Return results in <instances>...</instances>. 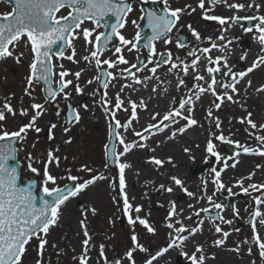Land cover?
Segmentation results:
<instances>
[{
    "label": "rangeland",
    "instance_id": "obj_1",
    "mask_svg": "<svg viewBox=\"0 0 264 264\" xmlns=\"http://www.w3.org/2000/svg\"><path fill=\"white\" fill-rule=\"evenodd\" d=\"M131 2L133 11L128 14L126 18V24L123 29L119 31L121 34L128 40L134 41V37L138 31V28L142 25V11L140 8V2L142 0H129ZM227 0V4H228ZM151 0H146V5L151 10L159 11L155 5H152ZM171 8H182L185 11L181 14L180 20L173 28V30L168 34L164 39H168L170 42L165 44L163 39H158L153 42L156 48L157 54H161L164 51H167L172 54L170 62L168 64L161 63V66L157 69L156 74H166L169 72V67L171 62H176V58L179 57L180 60L185 61V63L190 64L192 57L188 56V52L197 48H205L210 46V42L205 39L206 37H211L212 41H216V31L220 26L215 21L205 20L203 18V12L198 7V0H168ZM160 4L163 5L162 0ZM225 3H217L212 8L210 15L220 14V10L227 8ZM241 4H244L245 7L241 12L233 13L235 16L239 17H256L264 16V0H242ZM248 4L259 5V8L253 6L251 8L247 7ZM186 6H191L186 8ZM206 0V7H207ZM191 8L196 10L193 12ZM10 5L0 1V15L3 13L11 11ZM237 10V9H233ZM68 9H62L58 15H66ZM132 21H136L134 25ZM236 27H240L243 31V28L246 27L244 24H238L236 21H231ZM191 25L192 28L196 29L201 34V40L197 41L194 37L191 36L188 26ZM83 28L95 29L93 34V39L96 33H100L103 29L99 26H95L92 21H85ZM252 32H244L242 35L237 34L238 39H246V41H251V47L255 44H259L254 36L258 35L255 32V25L252 26ZM186 34L185 44L183 47H179L178 40L175 37L177 33L184 32ZM147 33L144 31L143 34ZM141 34V37L143 36ZM26 39V37H25ZM119 40L115 38L114 44L109 46L101 54V59H115L114 55L115 46L119 45ZM76 56L73 61H69L66 58H57L53 56L52 63L54 65L53 80H58V73L61 71L60 65H63V68L69 71V75L66 77L68 80L73 81V85L79 83L83 89L82 94H76L73 86H69L66 91L69 93L68 97L65 98L63 94H58L56 101L54 103H45L44 96L42 94V86L40 83H33L31 91V96L25 94L24 89L28 86L26 77L29 75L28 65L31 63L32 56L30 54V48L26 47L23 43L19 44L16 49H13L14 56L0 59V106H2L5 98H11L10 103L12 107L17 111L15 117L10 114L7 115L6 120L3 122L4 128L8 131L17 130L22 123H26L30 119V115L27 117H22L19 115L20 108H28L31 114L30 105L32 103L44 104L46 112L37 120L36 126L41 129L39 133L34 130H29L26 138L23 141L16 143L17 149V160L20 164V179L35 177L38 180L39 187H44L43 181V162L47 160V152L51 149L55 156L59 157V166L55 162H52L49 165L50 173L57 178L56 183H48V188H60L66 184H72V181L67 179V176L74 175L79 177L77 182H83L86 179H90L93 175L103 176L105 179H97L93 184L89 185L85 190L79 192L76 196L70 197L62 206V212L67 217H69V222L63 224H58L50 227L49 232L46 237L47 244L45 245L43 255L38 256V244L39 241L36 238L30 240L28 245H26V253L23 256V264H36V261L41 260L42 264H79V257L84 253L83 240L85 239L84 230L80 226V221L85 220V228L87 229L90 237V244L87 250L88 261L87 264H111L114 260H119L121 264H130L126 258V253L128 251L133 252V259L135 264H145V261L151 256L154 255L159 249L167 247L170 242V233L172 229L165 227L164 225V216L168 215L167 208L162 204H155V198L153 195L156 194L151 192L149 193V185L144 184V186L138 185L133 193H130L127 190V195L130 202L135 206H141L142 211L138 214L141 218L147 219L148 223L155 229L153 233L147 232V230L140 225L138 222L135 225H129L128 216L122 211L123 200L121 197H118L116 192V183L119 188V177H118V168L115 167H105L107 164L105 160V145L108 141L110 119L112 118L111 112H106L104 106L100 103L101 97L107 92V97L112 101L114 98L115 92H111L113 89H118L123 87L122 85H127L134 83L131 76L125 74L124 76H118L117 79L111 80L109 78V86L103 91L98 90L97 80L94 79L98 75V68L95 63L88 64L85 62L82 57L83 50H80L81 46H85V53L88 55L89 46L85 43L82 38H78L73 41ZM260 45V44H259ZM129 46H125L122 49V53L125 59L128 61L127 65H120L117 69H108V71H113L114 75L119 73L122 68H130V65L136 64L138 57L142 56L145 59V65L147 68L142 67L141 71H135L136 77L140 78L141 76L150 75L152 72L150 69L155 66V63L158 62V58H154L153 63L148 62V52L145 48L133 49L128 51ZM250 47V48H251ZM239 52V49L237 50ZM20 52H24L25 55L21 58V62H16V56ZM72 54V49L67 48L64 52V56ZM200 55V53H197ZM253 52V56H254ZM258 55L264 56V51L260 50ZM79 56V57H78ZM81 57V58H80ZM205 67L215 65H208L207 61H204ZM78 66H81L83 71L79 80H76V77L72 75L77 71ZM104 68L107 65H100ZM244 63L240 59L237 60L232 66L234 72L243 71ZM170 74L173 73L176 76L180 77L179 74L183 75L182 70L173 69ZM205 75L208 76V73L205 70ZM216 76V74H214ZM216 79L221 82H231V77H224L220 75L216 76ZM91 80L92 83L89 84L88 81ZM187 83V81H185ZM206 87V85H205ZM188 89H192V92L196 90L193 86H189L186 90L178 93L173 97V103L162 109L163 114L169 111L171 107L177 106V101L181 98H187L189 95ZM216 91L222 93L224 89L217 86ZM229 94L233 95V106H226V115L231 118L233 123V128L229 131V136L226 138L228 140L239 142L240 145H245L251 149L259 148L262 145L255 139L256 135L264 136V129L260 128L258 125L259 119H257L256 129H252L247 123H240V119L247 117L249 110L248 107L243 103L235 102L236 99H241L243 96L239 93H231L229 89ZM18 94H17V93ZM111 92V93H110ZM34 97V99H33ZM65 99H68L72 104L73 108L77 110L80 115L79 122L72 123L67 132L64 131V117L63 112L65 110ZM215 97L211 95V92H206L205 99L203 101V106L196 114L193 116L197 121V126L202 130L203 142H207L208 134L212 132L211 125L208 124L206 114L209 109L213 110V102ZM225 103L228 101L225 100ZM237 102L239 105H237ZM241 102V101H240ZM81 105H87V109L81 107ZM16 106V108L14 107ZM111 111H116L113 103L108 105ZM57 111L60 112V115L57 116ZM130 109L127 107V111L121 109L116 111L115 120H119L121 124H124L128 121ZM113 119V118H112ZM114 120V122H115ZM150 120V119H149ZM153 123L152 120L148 121ZM186 124L184 120H180ZM56 124V129L53 130L54 139L49 140V128L51 124ZM167 123V122H166ZM261 124V121L259 122ZM225 122H221V126H224ZM121 128H117L119 131ZM154 130V129H151ZM249 133H252L250 135ZM120 136V135H119ZM121 137V136H120ZM71 138V143H66L65 141ZM135 139V135L132 134L130 139H127L126 143ZM216 145V151L220 154L221 157L238 159L242 158L246 162V167L252 169L251 173H255L257 170V165L264 158V156L257 154H244L240 148L236 146L235 143L231 145L234 146L233 152H228L223 144L227 142L214 141ZM115 151L121 152L123 145L119 143V138L116 136L115 141ZM58 149V150H57ZM31 153L35 158L33 161V166L40 170L38 174H34L27 169V156ZM239 153V155H236ZM205 156H199L194 159L193 163L190 165L188 172L192 177H205L211 178L212 168L209 164V155L204 152ZM251 157L252 159H250ZM82 166H87L91 168L92 172L80 171ZM204 166L203 171L200 168ZM200 170V173H198ZM198 171V172H197ZM225 189L221 192H216V195L213 196V201L224 205L223 210L214 209L213 206H208L209 213L218 212L219 215L223 216L225 220H231V224H225L219 220L218 223L213 221L214 217L210 216L208 218L204 217L205 212L200 211V215H194L188 224L191 227L203 226L206 228L205 240L207 252L204 251V255L207 258H212L215 261V264H262V260L259 256V250L255 245L254 240L252 239V228L251 224L254 222L253 219L251 224L245 225L244 223L252 217V214L257 210L255 198L257 196H263L264 191L256 192L252 189H249L248 193L241 191L239 185L238 187H233L228 182H223ZM244 187H248L249 184H264V170L263 174L257 175L254 177V174L251 176L247 182L242 183ZM93 186V187H92ZM167 185H165L166 187ZM231 187L235 195L229 196L227 188ZM158 193V192H157ZM230 197L234 198L232 205H230ZM79 204H83L85 209L83 212L78 210ZM253 204V207H251ZM235 206L238 215L233 213L232 206ZM248 208H252L250 211H246ZM93 209L95 214H93ZM202 209H205L203 207ZM256 209V210H255ZM135 216V213H132ZM71 220L78 224L80 231V242L76 247L72 248L64 240V228L69 226ZM184 223V221H182ZM257 228H259V223L255 221ZM219 225L223 231L229 232V236L226 238L225 243L217 247L214 244V241L217 239H223L221 233H216L215 225ZM239 229V231H236ZM67 239H69L70 233H65ZM135 234L137 237V243L148 249L147 252H142L135 247L132 242V235ZM59 241H62V245L58 247ZM104 246V257L100 256V246ZM239 247V252L233 251ZM64 248L69 250V256L65 258L64 262H55V258L59 255H63ZM249 248L252 249L249 253ZM212 253H216V256H212ZM199 255V254H198ZM76 258V259H74ZM116 258V259H114ZM115 261V264H116ZM171 264H190L187 260H184L183 257L173 259Z\"/></svg>",
    "mask_w": 264,
    "mask_h": 264
},
{
    "label": "snow or ice",
    "instance_id": "obj_2",
    "mask_svg": "<svg viewBox=\"0 0 264 264\" xmlns=\"http://www.w3.org/2000/svg\"><path fill=\"white\" fill-rule=\"evenodd\" d=\"M146 2V0H143ZM163 8L157 12L155 10L143 12L142 10V18L146 16L147 18V27L151 29L152 35L146 37L147 43L145 47L149 49L148 51V62L153 63L154 58H158V62L155 63V66L150 69L153 75L156 73L157 69L161 66V63L168 64L170 62L171 53L167 54V58L163 56V54H157L155 45L152 44V41L163 39L165 44H168L170 41L168 39H164L168 36V34L173 30L178 21L180 20L181 14L185 11L182 8H171L168 0H162ZM217 3H225L227 4V0H198V7L203 12V18L209 21H215L222 27L226 24H229V20L235 22L240 19L245 20H256L258 23L255 24V32L258 35L254 36V39L261 45V50L264 51V16H256V17H239L233 15L232 17H221L217 15H210L209 13L212 11V8ZM14 7L11 11L3 13L0 15V19L3 20L0 23V59L13 57L14 51L19 44L23 43L26 47L30 48V54L32 56L31 63L28 65L29 75L26 77L27 79V87L24 89L26 95L31 96L30 89L33 86L34 82L42 81L44 85H46V95H45V103H54L56 101L58 94H63L65 98L68 97L69 93L66 89L69 86L74 87V91L76 94H82L83 89L81 88L79 83L73 85L72 80L66 79V77L70 74L68 70L63 68V65H60L61 71H59L58 80H53V76L56 75L54 73V65L52 63V56L55 54L57 58H66L69 61L76 62L74 57L76 56V50L73 44L78 38H82L85 43L89 46L88 55H84L82 59L88 64L95 63V65H107L108 69H117L120 65H127L128 61L125 59L122 49L125 46L128 47V51H132L133 49H137V42L141 40L140 32H137L134 41H130L126 39L121 32L120 29H123L126 24V18L129 13L133 11L131 3L128 0H14ZM229 8L232 9H243L245 7L244 4L241 3H231L227 4ZM257 7L259 5L248 4L247 7ZM191 6H186V8H190ZM67 8L66 15H58L62 9ZM195 8H191V11H195ZM114 16L116 22L114 24L108 25L110 31L108 32H100L96 33L93 39V34L95 29L83 28V24L85 21H92L94 23H99L101 19L105 16ZM135 25L136 21H132ZM191 36L195 38V40H201V34L196 31V29L192 28L191 25L188 26ZM226 31V29H223ZM243 31L248 33L252 32V27H245ZM26 37V39H25ZM117 38L119 40V45L115 46L114 55L115 59H101V54L103 53L106 46L113 41V38ZM210 42V47L205 48H197L190 50L188 52V56L192 57L191 63H185L176 58V62H171L169 67V72L173 69L182 70L185 75H188L189 70L191 69L193 72H197V66L200 61L206 60L208 65H215V67L208 66L206 67V72L210 79L206 80L205 76L196 74L194 79L195 81H205L206 87L202 86L198 83L193 84V88L196 90L192 92V89H188L189 92H192V95L187 98H181L178 102V106L171 107L168 112H166L162 117H160L159 113H156L152 116L154 121H158L157 123H150L147 125L145 129H143V133H148L151 129H157L160 132H163L164 129L169 128L170 124H177L180 120H184L187 123L184 126L176 129L175 132L172 133L174 137L176 133H184L188 128L195 126L198 124V121L193 118V107L191 106L193 103V97L195 99H200V96L206 92H211V95L215 97V101L213 102V107L216 109L221 108L223 102L233 101V95L229 94V89L231 93H237V84L246 77L249 73H251L254 69H256L261 64H264V56H259L250 67L246 70L234 72L232 67L229 66L227 58L225 56H216L213 58L210 53L213 50L219 49L220 52H224V49L227 45H221L217 42L212 41L211 37H206ZM218 41H223L224 35L223 32L220 36L216 38ZM57 42H61L59 45ZM230 44L231 41H228ZM57 45L59 51L53 53V46ZM179 47H183V44H179ZM72 49V54L67 57L64 56V48ZM197 53H200L198 55ZM25 55L24 52H20L18 56H16V62L20 63L21 58ZM246 59V54L240 56V60L243 61ZM132 69H136V71H141L137 65H130ZM147 68V65H145ZM81 71H77L72 73L76 77L78 81L81 76ZM222 73L224 77H231V82H221L216 79L214 74ZM127 74L131 76L134 83H142V81L136 77L134 72H131L129 68L120 69L119 73L114 75L113 71L104 70L100 72L94 79L97 81L101 80V77L110 78L111 80L117 79L118 76H124ZM239 78V79H238ZM145 79H149L145 77ZM89 84L92 83L91 80L88 81ZM249 86L251 85V81L248 82ZM182 85H185V81L183 79H178V83L176 85L177 88H180ZM105 89L108 88L109 83L108 80L103 81L102 85ZM220 87L224 89L222 93H218L216 88ZM124 87H130V85H125ZM153 91H156L153 88ZM258 92L264 91V86L257 89ZM121 92H123V87L121 88ZM9 98H5L2 106H0V264H23V256L26 253V245L30 242L31 239L36 238L39 241L38 244V256L43 255V251L45 245L47 244V240L44 238L47 236L50 227L56 225L60 217V209L61 205H63L69 197L76 196L79 192L85 190L89 185L93 184L97 179H105L103 176L93 175L90 179H86L83 182H77L79 177L74 175H68L67 179L73 182V186H65L64 189L60 188H48L47 184L50 182L52 184L56 183L57 178L50 173L49 165L52 162H55L57 166H59L60 158L55 156L51 149L47 152V160L43 162V181L44 187L42 188L43 193L50 197L51 199H45L43 196L39 198V203H37L36 196L32 193L30 186L21 187L18 184V161H17V149L15 147V143L23 141L29 130H34L39 133L41 129L36 126L37 120L46 112V108L44 104L40 103H32L30 105L31 114L28 108H20L19 115L22 117H27L30 115V119L26 123H22L21 126L15 131H8L4 128L3 122L6 120L7 115H11L15 117L17 115V111L12 107ZM34 99V97H33ZM100 103L104 106V110L106 112H111V116L113 120H115L116 111L125 108V101L121 98L120 92H118L115 96L114 108L116 111H111L108 105L112 103V101L107 97V92L103 94L101 97ZM131 105V117L128 122L121 124L119 120H115L116 128H123L127 131L131 122L137 119V107L138 105L129 100L127 102ZM81 107L87 109V105H81ZM139 107H146L141 101ZM185 112L187 114H185ZM57 116L60 115V112L57 111ZM71 114H74V119L76 122H79L80 115L76 109H71ZM252 113L249 112L247 117L241 118L240 123H247L250 125L252 129H256L257 125L251 120ZM208 117H212V110L209 109L207 112ZM167 122V123H166ZM56 124H51L49 128L48 139H54L53 130L56 129ZM110 129L112 126H109ZM221 123L219 118H215V128L220 129ZM264 129V124L259 126ZM65 132L68 131L67 128L64 129ZM252 135V133H249ZM112 132L110 131V136ZM134 135L139 137L141 140L147 139V136L142 134V132H134ZM116 136L119 138V143L123 145V151L117 153L113 148L111 155L113 157V162L116 164L118 168V177H119V195L123 200V208L122 211L126 216H128L129 225H135L137 222L142 225L147 232L153 233L155 229L148 223L147 219L141 218L138 214L142 211L141 206L133 205L127 195L126 188V176L125 170L130 167V165L126 162H121V157L129 153L133 148H145L146 145L143 143H126L123 137L119 136V133H116ZM255 139L260 142L262 145L259 148L251 149L245 145H240L239 142H234L226 139V137L221 133L220 135H215L210 132L209 138L206 143L205 151L211 155L216 157V159L224 161V168L229 167L228 159L225 157H221L219 153L216 151V145L213 143V140L227 142L229 144L235 143L238 148L242 150L244 154H257L264 156V136L256 135ZM66 143H71V138L65 141ZM58 150V149H57ZM185 152H188L189 149L185 148ZM108 155V152L105 153ZM239 155V153H236ZM34 157L31 153L28 154L27 160V169L34 173L38 174L40 172L39 169L33 166ZM169 158V162H170ZM12 161L13 163H9ZM150 162L156 165H162L164 163L163 160L157 159L155 157H150ZM235 167V164L231 165ZM107 167V164H105ZM260 165H257L259 168ZM221 168L217 171L215 168L212 169L215 174L214 183L216 185V190L213 192L212 196H207L206 192L204 196H206L207 200L212 204L214 209L223 210L224 205L215 203L213 201V196L216 195V192H219L225 189V185L220 181L221 172L224 170ZM80 171L92 172L91 168L87 166H82ZM254 174V173H253ZM250 174L248 179H251ZM171 181L179 186L181 190L189 197H194L195 194L188 191L187 188L184 187L183 182L176 176H172ZM33 183H35L33 181ZM236 184L240 186L241 191L244 193H248L249 189H252L256 192L264 191V184H249L248 187H244L241 181H236ZM160 188L164 191L171 193L173 189L171 187L165 188L164 185H160ZM227 192L229 196L235 195L232 188H227ZM201 198H204L203 196ZM257 205H264V196H257L255 198ZM189 208H192L193 205H188ZM233 213L238 215V212L235 206H232ZM182 211V210H181ZM200 211L207 212L208 209H201ZM200 211L194 212V215L199 216ZM132 213L136 215L133 216ZM93 214H95V210L93 209ZM177 216L176 205L174 202H170V208L168 211V215L166 217L167 224L166 226L169 229H172L175 235L170 233L171 240L168 243L167 247L159 249L154 255H151L146 261L145 264H153L157 258L164 255L169 249L173 247L180 248V255L184 256L190 264H205L206 257L204 255L203 246L197 244L195 246V251L189 255L187 252L183 251V244L186 242L190 236L195 235L198 231H200V227H193L191 229L187 228L183 223L179 220H176ZM191 219V216L188 217ZM215 219L222 221L225 224H231V220H225L223 216L217 213ZM253 223L251 224L252 228V239L255 242L259 250V256L261 259H264V238H262L258 231L257 225L255 221L258 219V223L260 226H264V212H261L259 208L252 214ZM86 221L81 220L80 226L84 230L85 239L83 240L84 253L78 258L79 264H87L88 256L87 250L90 244V237L87 229L85 228ZM179 224V227L175 225ZM216 233H221L223 239H217L214 241L215 246L220 247L225 243L226 238L229 236V232L223 231V229L217 224L215 225ZM239 231V229H236ZM188 233V235H183V233ZM133 244L137 249L142 252H147L148 249L143 247L142 245L137 243V237L135 234L131 237ZM104 246H100V256L104 257ZM233 251L239 252V247L232 249ZM249 253H251L252 249L249 248ZM199 254V255H198ZM126 258L130 262V264H135L133 259V252L128 251L126 253ZM76 259V258H74ZM36 264H42L41 260H37ZM107 264V262H106ZM116 264H121L119 260L116 261Z\"/></svg>",
    "mask_w": 264,
    "mask_h": 264
},
{
    "label": "bare ground",
    "instance_id": "obj_3",
    "mask_svg": "<svg viewBox=\"0 0 264 264\" xmlns=\"http://www.w3.org/2000/svg\"><path fill=\"white\" fill-rule=\"evenodd\" d=\"M242 0H229L228 4L231 3H241ZM240 10H233L232 8H225L224 10H220V14L218 16L221 17H232L235 12H241ZM229 27L228 24L224 25L223 27L220 25L215 33L218 37L222 34L224 35L223 41H216L221 45H227L224 49V52H220L219 49L213 50L210 55L215 58L216 56H225L227 58L229 66H233L237 60L240 59L241 55L246 54V59L243 60L244 67L243 70H246L248 67L251 66L253 61L257 59L260 55L258 52L261 50V45L255 44L251 47V41H246V39H238L236 36L237 34L242 35L244 32L240 29V27H236L231 20H229ZM223 29H226L224 31ZM216 37V38H217ZM228 41H231L229 44ZM210 47V46H209ZM251 47V48H250ZM239 49V52L237 51ZM80 50H83V55L85 53V46L82 45ZM253 52L255 53L253 56ZM79 57V56H78ZM81 58V57H80ZM205 60H201L197 66V72H193L191 69L189 70L188 75H180V77L176 76L173 73L167 72L166 74H154L151 73L150 75L141 76L139 79L142 83H130V87L123 86V92H121V88L115 90L113 89L111 92H115L114 98L112 103L114 105L115 96L118 92L121 94V98L125 101V108L129 107V118L131 117V105L127 102L129 100L135 102L137 107V119L131 122L130 128L125 131V129L121 128L116 133H119L121 137L125 139H130L131 135L134 132H142V134L147 136V139L141 140L139 137L135 136V139L130 141L136 143H143L146 145L145 148H133L129 153L121 157V162H126L130 165L129 168L125 170L126 182H127V190L130 193H133L134 190L137 188L138 185L144 186V184L149 185V193H155L153 196L156 197L154 203L164 205L167 210L169 211L170 202H174L176 205V212L177 216L175 217L176 220H179L181 223L184 221V225L191 229L188 222L189 216L191 218L194 216V212L200 211L203 207L211 206L212 204L207 200L204 193L206 192L207 196H212L213 192L216 190V185L214 183L215 174L212 171L211 178L205 179V177H192L189 175L188 169L190 165L193 163L194 159L199 156H205L206 143L203 142L202 130L197 126H192L188 128L184 133H176L173 137L172 133L176 131L177 128L184 126V123L178 122L177 124H170L169 128L164 129L163 132L158 131L157 129L150 130L148 133H143V129H145L148 125V121L152 120L153 123H157L158 121H154L152 116L156 113L160 114L162 117L164 114L162 109L164 107H168L173 103V97H175L178 93L182 92V90H186L189 86H193V84H200L205 86V81H195L194 77L198 73L200 75L205 76L206 80L210 79L209 76L205 75ZM81 66H78L77 69L81 70ZM157 72V71H156ZM222 73H216V76L219 77ZM148 77L149 79H145ZM178 79H183L187 81L185 85H182L180 88H177L176 85L178 83ZM239 79V78H238ZM251 81V85L249 86L248 82ZM264 86V64H261L256 69H254L251 73H249L246 77H244L240 82L237 84V89L239 95L243 96L241 99H236L239 103H243L245 106L248 107L249 112L252 113L251 120L256 122L257 119L258 125L264 124V91L258 92L257 89ZM153 88L156 91H153ZM110 92V93H111ZM17 93V92H16ZM19 93V92H18ZM17 93V94H18ZM192 95V92L189 93L188 96ZM206 93L200 96V99H195L193 97V116L196 114L197 111L201 109L203 106V101L205 99ZM141 101H143L146 107H139ZM241 101V102H240ZM177 101V106H178ZM237 102V105H239ZM226 106H233L232 101H228L227 103L223 102L221 108L213 109L212 117H208L206 114V118L208 124L211 125L212 132L215 135H220L221 133L227 138L229 136V131L233 128V123L230 117H227L226 113ZM16 108V106H14ZM195 113V114H194ZM185 114H187L185 112ZM219 118L220 123L225 122L224 126H221L220 129L215 128V118ZM194 118V117H193ZM150 119V120H149ZM127 121V122H128ZM209 138V134L207 133ZM217 141V140H213ZM189 149L188 152H185L184 149ZM123 151V149H122ZM121 151V152H122ZM119 153V152H117ZM209 155V154H208ZM150 157H155L157 159L163 160L164 163L162 165H156L150 162ZM169 158L170 162H169ZM252 159L251 157H249ZM209 164L210 167L213 169L215 168L219 171L221 168H224V161L217 160L216 157L209 155ZM229 167L224 168L220 175V181L228 182L233 187H238L236 181H241L242 183L247 182L249 179V175L252 174L250 168L246 167V162L242 158L238 159H228ZM235 164V167L231 165ZM260 167L255 170L254 177L256 178L257 175L263 174L264 170V158L259 162ZM176 176L182 180L183 185L188 191L195 194L194 197L187 196L179 186L175 185L171 181V177ZM160 185H167V187H171L173 191L171 193L164 191L160 188ZM93 187V186H92ZM222 191V190H221ZM219 191V192H221ZM153 192V193H152ZM158 192V193H157ZM204 198H201V197ZM264 196V195H263ZM193 205L192 208H189L188 205ZM259 210L264 212V205H258ZM62 206L60 212H62ZM182 210V211H181ZM256 210V209H255ZM166 217L164 216V225L165 227L167 222ZM69 222V217L64 213L60 214L58 224H63ZM258 222V219H257ZM69 226L64 228V240L68 243L72 248L76 247V245L80 242V231L78 224L74 223L72 220ZM179 227V224L175 225ZM173 231V230H172ZM259 235L264 238V226H260L257 228ZM206 228L203 226V223L200 226V231H198L195 235L189 237V239L184 242L183 244V251L187 252L191 255L195 251V246L197 244L203 246V250L207 252L205 249L206 244L205 240L207 239L206 236ZM65 233H70L69 239L65 236ZM175 235L174 232H172ZM183 235H188V233H183ZM171 240V237H170ZM63 243L59 241L58 247L61 246ZM181 249L173 247L169 249L164 255L157 258L153 264H171L173 259H177L183 257L184 260L187 259L180 255ZM212 256H216V253H212ZM69 256V250L64 248L63 255H59V257L55 258V262H64L65 258ZM205 264H215L214 259L207 258L205 260Z\"/></svg>",
    "mask_w": 264,
    "mask_h": 264
},
{
    "label": "water",
    "instance_id": "obj_4",
    "mask_svg": "<svg viewBox=\"0 0 264 264\" xmlns=\"http://www.w3.org/2000/svg\"><path fill=\"white\" fill-rule=\"evenodd\" d=\"M0 1H1V0H0ZM3 1H5V2L11 4L13 7L15 6V5H14V0H3ZM128 2H129V1H128ZM129 3H130V2H129ZM142 10H143V12H147V11H149L144 3H142ZM2 22H3V20L0 19V23H2ZM115 22H116L115 17H114V16H111V15H108V16H105L103 19H101V20L99 21L98 24H97V23H96V24L99 25V26H102V27L104 28V32H108V31H110V28L108 27V25H110V24H114ZM143 22H144V24H143V26L140 28V33H141L142 31H144V30H147L148 33H147V34L145 35V37L142 39V42L139 43V47L145 45V44L147 43L146 37H149V36L152 35L151 29H150L149 27H147V23H148V21H147L146 16L143 17ZM183 41H184L183 38H181V40H180V44H183V43H184ZM112 42H113V41H112ZM112 42H110V43H112ZM60 43H61V42H57L58 45H59ZM106 47H107V46H106ZM65 48H66V47H65ZM65 48H64V49H65ZM57 51H59V48H58L57 45H54V46H53V52L55 53V52H57ZM165 58H167V54L165 55ZM143 65H144V60H140V61H139V64H138L137 67L140 68V67L143 66ZM104 70H106V69L101 70V72L104 71ZM131 72H132V70H131ZM106 79L108 80V78H106V77H101V80L99 81V89H100V90H102V89L104 88L102 85H103V81L106 80ZM39 82L42 83V85H43V93H44V95H46V87H47V86L44 85L42 81H39ZM71 109H73L72 105L69 103L68 100H66V111L64 112V116H65V128H68V127H69V126L75 121V119H74V114H71ZM111 132H112V135L110 136V138H109V142H108L107 147H106V152H108V155L106 156V158H107V164H108V166L113 168V167H114V162H113V157H112V155H111V152H112L113 148L115 149L114 125H112ZM0 143H3V142H0ZM15 144H16V143H15ZM15 147H16V146H15ZM226 148H227L228 151H230V152L233 151V146H232V145H228V144H227V145H226ZM9 163H13V162L11 161V162H9ZM200 169H201V171H203L204 166H202V168H200ZM197 172H198V171H197ZM198 173H200V170H199ZM33 181H34L35 183H33ZM18 184H19L21 187L30 186V189H31L32 193H33V194L36 196V198H37V203H39V198H40L41 196H43L45 199H49V200L51 199L50 197L46 196V195L43 193L42 190L37 189V181H36L35 179H32V178H31V179H25V180H23L22 182L19 181V163H18ZM67 186L72 187L71 184H69V185H67ZM64 188H65V187H63V188H61V189H64ZM78 208H79V210H80L81 212L84 211V209H85V207H84L83 204H79ZM112 264H114V263H112Z\"/></svg>",
    "mask_w": 264,
    "mask_h": 264
},
{
    "label": "flooded vegetation",
    "instance_id": "obj_5",
    "mask_svg": "<svg viewBox=\"0 0 264 264\" xmlns=\"http://www.w3.org/2000/svg\"><path fill=\"white\" fill-rule=\"evenodd\" d=\"M244 25H246V24H244ZM252 26H254V25H252ZM252 26H250V27H252Z\"/></svg>",
    "mask_w": 264,
    "mask_h": 264
}]
</instances>
